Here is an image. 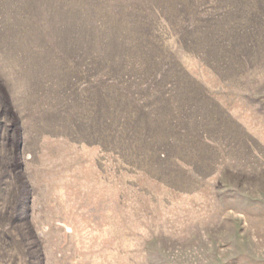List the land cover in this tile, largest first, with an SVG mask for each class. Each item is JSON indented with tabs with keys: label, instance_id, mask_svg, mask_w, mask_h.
Returning <instances> with one entry per match:
<instances>
[{
	"label": "rangeland",
	"instance_id": "1",
	"mask_svg": "<svg viewBox=\"0 0 264 264\" xmlns=\"http://www.w3.org/2000/svg\"><path fill=\"white\" fill-rule=\"evenodd\" d=\"M0 264H264V0H0Z\"/></svg>",
	"mask_w": 264,
	"mask_h": 264
}]
</instances>
